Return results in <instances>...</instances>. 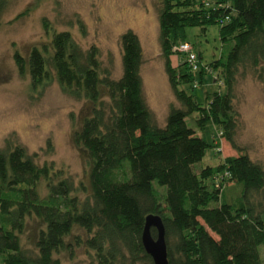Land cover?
Wrapping results in <instances>:
<instances>
[{"label": "trees", "instance_id": "1", "mask_svg": "<svg viewBox=\"0 0 264 264\" xmlns=\"http://www.w3.org/2000/svg\"><path fill=\"white\" fill-rule=\"evenodd\" d=\"M9 1L0 0V18ZM207 1L210 6L205 0H162L160 40L171 85L184 105L171 106L165 126L154 122L146 101L144 51L132 29L122 34L120 78L103 66L98 46L85 49L70 31L55 32L28 58L15 53L20 72L29 71L34 87L57 79L71 96L93 102L91 115L76 132L93 162L92 192L82 200L70 178L53 181L61 172L40 165L23 145L0 149L4 264H64L55 254L67 246L76 226L88 233L92 264H155L143 243L150 214L163 219L169 264H264V166L247 153L227 156L218 166H200L210 144L187 121L199 110L201 126L212 119L240 150L234 88L240 68L250 66L264 80V0ZM214 24L220 26L226 53L210 64L224 73L226 84L205 106L181 86L179 77L192 82L194 74L187 60L181 64L178 58L186 70L177 72L172 50L186 41L188 26ZM42 179L48 181L46 197L39 189ZM230 180L239 192L226 199L224 182ZM34 214L46 223L35 255L21 242ZM152 234L157 237V228Z\"/></svg>", "mask_w": 264, "mask_h": 264}, {"label": "rangeland", "instance_id": "2", "mask_svg": "<svg viewBox=\"0 0 264 264\" xmlns=\"http://www.w3.org/2000/svg\"><path fill=\"white\" fill-rule=\"evenodd\" d=\"M161 7L162 0H10L0 18V149L23 145L40 165L47 163L53 171L61 172L54 175L53 181L68 177L76 185L75 194L82 200L87 198L92 192L93 162L88 150L76 140V132L91 115L93 102L71 96L57 79L34 87L29 71L20 72L15 53L20 51L28 58L35 46L50 43L55 32L70 31L85 49L98 46L103 66L111 70L114 78H120L122 34L132 29L138 34L144 51L142 77L146 101L154 122L165 126L171 106L184 105L176 96L167 72V58L160 40ZM182 42L193 45L201 55V64L212 63L226 53L218 24L188 26L186 41ZM180 43L172 50L178 73L186 70L179 62L182 64L187 57L176 49ZM193 74L192 82L179 77L181 86L201 105L208 106L213 93L225 90V85L219 86L211 73L199 70ZM196 82L199 83L196 85ZM234 107L235 139L240 150L234 148L225 135H220L222 128L212 119L201 126L199 110L188 116V124L210 144L200 166H218L227 156L241 153L249 154L264 166V80L258 78L250 66L238 72ZM219 148H223L222 151ZM224 185L226 199L239 192V187L231 180ZM162 188L167 190L166 186ZM39 189L42 197L49 194L47 179L40 181ZM45 226L42 217L36 214L28 217L21 242L29 253H38L39 233ZM87 237V231L76 226L67 237V246L55 256L64 264H92L95 258L85 244ZM260 249L264 259V245ZM0 264H4L1 257Z\"/></svg>", "mask_w": 264, "mask_h": 264}, {"label": "water", "instance_id": "3", "mask_svg": "<svg viewBox=\"0 0 264 264\" xmlns=\"http://www.w3.org/2000/svg\"><path fill=\"white\" fill-rule=\"evenodd\" d=\"M158 230L157 237L152 234V228ZM143 243L146 251L152 256L155 264H169L166 229L160 215L150 214L147 217L143 232Z\"/></svg>", "mask_w": 264, "mask_h": 264}, {"label": "built area", "instance_id": "4", "mask_svg": "<svg viewBox=\"0 0 264 264\" xmlns=\"http://www.w3.org/2000/svg\"><path fill=\"white\" fill-rule=\"evenodd\" d=\"M205 5L206 6H210L211 2L205 0ZM227 19H229V17H227ZM177 50H179L180 52L184 53L187 57V64L190 68V70L194 73L195 71H199L202 72H206V73H211L212 75H214L215 79L217 80V83L219 84V86H224L225 85V79L223 77V75H221L219 72H217V70H215L211 64H201V55L198 54L195 50L193 45L190 42H181L177 47ZM199 82H196V85ZM220 135L224 136V131L221 130L220 131ZM223 148H219V150L222 151ZM229 176V174L226 172L225 173V177ZM221 177V176H220ZM221 180V179H220Z\"/></svg>", "mask_w": 264, "mask_h": 264}, {"label": "crops", "instance_id": "5", "mask_svg": "<svg viewBox=\"0 0 264 264\" xmlns=\"http://www.w3.org/2000/svg\"><path fill=\"white\" fill-rule=\"evenodd\" d=\"M197 133H198V131H197ZM199 134V133H198Z\"/></svg>", "mask_w": 264, "mask_h": 264}]
</instances>
